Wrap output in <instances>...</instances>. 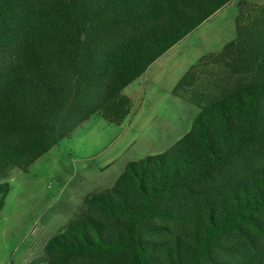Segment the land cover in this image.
I'll use <instances>...</instances> for the list:
<instances>
[{
	"label": "trees",
	"instance_id": "trees-1",
	"mask_svg": "<svg viewBox=\"0 0 264 264\" xmlns=\"http://www.w3.org/2000/svg\"><path fill=\"white\" fill-rule=\"evenodd\" d=\"M232 1L0 0V212L13 169L94 115L123 123L122 92ZM208 65L248 78L197 92ZM172 94L200 109L190 130L91 193L45 264H264V4L240 2L234 40Z\"/></svg>",
	"mask_w": 264,
	"mask_h": 264
},
{
	"label": "rangeland",
	"instance_id": "rangeland-1",
	"mask_svg": "<svg viewBox=\"0 0 264 264\" xmlns=\"http://www.w3.org/2000/svg\"><path fill=\"white\" fill-rule=\"evenodd\" d=\"M240 2L264 4L233 0L157 59L122 92L131 99L123 123L94 115L26 171L9 173L0 264H45L49 239L82 211L91 193L111 187L128 163L164 153L190 130L200 109L172 91L191 66L234 40ZM198 77L197 92L206 95L248 78L215 65L202 67Z\"/></svg>",
	"mask_w": 264,
	"mask_h": 264
}]
</instances>
